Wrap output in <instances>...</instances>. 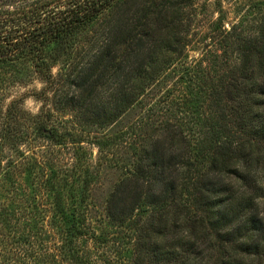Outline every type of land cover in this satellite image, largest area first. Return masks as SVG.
<instances>
[{"label": "trees", "instance_id": "trees-1", "mask_svg": "<svg viewBox=\"0 0 264 264\" xmlns=\"http://www.w3.org/2000/svg\"><path fill=\"white\" fill-rule=\"evenodd\" d=\"M224 1L198 46L196 0H0L41 84L0 98V264H264V0Z\"/></svg>", "mask_w": 264, "mask_h": 264}, {"label": "rangeland", "instance_id": "rangeland-1", "mask_svg": "<svg viewBox=\"0 0 264 264\" xmlns=\"http://www.w3.org/2000/svg\"><path fill=\"white\" fill-rule=\"evenodd\" d=\"M197 2V9H198V16L197 21L194 24L193 31L198 33L196 36L197 40H201L202 43H198V46H204L207 42L210 41L209 39V29L212 22L218 17V12L216 9V0H196ZM250 3L249 0H225L224 7L227 13V17L230 21H233L236 18V4L237 3ZM19 68L27 72L29 68L27 66L24 68L19 66ZM5 86L6 88H3ZM41 84L38 81L31 82L28 85H14L8 82V84H4L0 80V98H3L2 94H5L6 98H23L24 107L33 113H36L40 109V103L35 100V98L31 95V91L33 88H39ZM8 101V100H7ZM1 104V101H0ZM97 154V150L94 149V155Z\"/></svg>", "mask_w": 264, "mask_h": 264}]
</instances>
